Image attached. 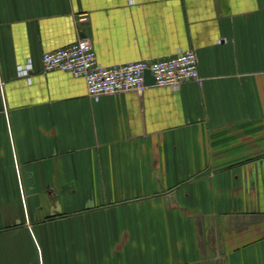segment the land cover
<instances>
[{
  "label": "crops",
  "instance_id": "0c3cea01",
  "mask_svg": "<svg viewBox=\"0 0 264 264\" xmlns=\"http://www.w3.org/2000/svg\"><path fill=\"white\" fill-rule=\"evenodd\" d=\"M83 38L204 84L95 100ZM0 264H264V0H0Z\"/></svg>",
  "mask_w": 264,
  "mask_h": 264
},
{
  "label": "built area",
  "instance_id": "2783aa9c",
  "mask_svg": "<svg viewBox=\"0 0 264 264\" xmlns=\"http://www.w3.org/2000/svg\"><path fill=\"white\" fill-rule=\"evenodd\" d=\"M90 39L78 41L42 55L45 72L62 70L76 77H83L90 97L122 92H144L150 85L146 83L147 72L154 79L152 85L179 87L187 81L204 84L205 78L199 69L198 55L194 49L180 50L173 57L164 59H141L126 63L103 65L97 58ZM34 69L29 61L18 67L19 76L28 77Z\"/></svg>",
  "mask_w": 264,
  "mask_h": 264
},
{
  "label": "water",
  "instance_id": "95a60500",
  "mask_svg": "<svg viewBox=\"0 0 264 264\" xmlns=\"http://www.w3.org/2000/svg\"><path fill=\"white\" fill-rule=\"evenodd\" d=\"M146 83H147V85L154 83V79L149 75L148 72H147V76H146Z\"/></svg>",
  "mask_w": 264,
  "mask_h": 264
}]
</instances>
